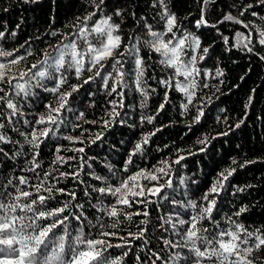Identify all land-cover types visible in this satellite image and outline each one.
<instances>
[{
  "label": "snow or ice",
  "instance_id": "1",
  "mask_svg": "<svg viewBox=\"0 0 264 264\" xmlns=\"http://www.w3.org/2000/svg\"><path fill=\"white\" fill-rule=\"evenodd\" d=\"M36 2L38 0H24V3ZM210 2L212 0H201V14L195 24L197 29L202 26L216 28V24H209L206 19ZM88 3L93 11L77 16L70 25L73 31L58 33L54 30L49 33L52 36L60 35L61 40L56 45H49L51 52L43 50L38 63L27 68L21 66L27 56L34 54L30 48L18 56L16 53L20 51L19 48L9 51L0 47V264H122L128 251L113 256L108 250H131L132 240L141 241L147 248V260L151 264H156V261L162 264H264V255H261L264 253V227L250 230L244 223L233 219V216H241L247 210L245 207L232 216H225L223 225L213 215L217 205L215 197L236 168L230 166L218 173L212 185L198 199L188 198L185 192V198L179 200L169 199L164 189L173 188L172 165L186 159L181 152L188 151L194 155L190 149L177 148L175 160H161V166L130 172L128 165L134 163L132 157L144 152V145L160 128L143 134L141 140L134 144L122 169L128 175L118 176L112 165H105L112 173L111 181L108 177L91 173L92 178L100 182L98 187L90 186L91 192L98 194L96 202L90 204L97 213L92 218L85 215L84 205L73 203L77 200L75 191L56 187L61 178L71 176L76 180L80 175L79 171H59L60 166L77 159L75 156L61 155L62 151L84 153V147L65 149L58 145L54 159L49 164L51 170H41V146L50 136L55 138L61 125H65L61 113L72 94L83 86L69 84L70 76L74 75L80 80L86 72L93 73L84 79V84L100 77L108 95L116 93L120 98L119 104L116 100L109 102L112 110L106 115L110 119L101 118L100 122L106 128L119 115L116 108L123 107L122 89L127 86L126 75L131 77L135 90L145 99L148 97L149 89L145 87L146 60L141 55L144 48L149 50L148 59L152 58L151 53H155L159 57L158 63L172 70L169 76L158 82L171 89L175 81V88L186 96L182 115L188 112L189 105L196 107L192 123H199L204 115L202 107L195 106L193 101L198 86L196 77L202 75L197 63L207 57L209 48L201 49L198 36L180 31L178 18L170 11L167 0L151 2V7L156 9L155 15L163 22L162 31L155 30L147 18L141 16L136 20L140 31L133 29L127 39L121 34L126 9L116 7L112 15L94 20L98 12H103L105 0H88ZM257 3L264 6V0H257ZM254 7L253 3L243 5L239 16L227 13L217 23L230 22L246 30L236 31L235 42L226 50L235 48L264 60V55L257 51V46L264 49V26H255L253 21L245 22L240 18ZM250 14L264 20V16H259L255 11ZM132 15L135 18V12ZM115 18H119V22ZM3 37L4 33L0 32V38ZM223 40L226 46L230 44L229 37L223 36ZM128 60L133 63L130 73L124 71ZM223 75L224 72L217 68L216 76ZM176 77H183L187 83L176 81ZM109 81L112 83L109 84ZM65 85L68 87L62 91ZM203 87H208V84L204 83ZM37 89L50 93L54 98L43 105V112L31 110V101L38 97ZM252 101L253 97L249 95L245 109L251 106ZM141 107H144L143 102ZM163 108L162 103L156 114ZM29 116L33 118L29 119ZM83 118L84 113L81 112L77 119ZM155 119L154 115L141 116L140 122L141 125L145 122L152 124ZM241 123L243 120L235 127H240ZM75 127L79 125H73ZM188 127L191 130L192 124ZM101 135L97 133L91 143L101 139ZM61 138L73 144L85 143L79 137L66 135ZM208 142L207 136L196 141L201 145H207ZM200 151H205V148L202 147ZM250 163L255 161H245L240 167ZM232 164H237V161L233 159ZM164 177L168 178L161 184L160 180ZM143 181H148L151 186ZM153 181L154 184L151 183ZM180 182L183 184L184 181ZM85 195L91 197L88 191H85ZM58 196H67L69 199L61 201L57 199ZM165 200H169L172 205L168 211L161 210ZM153 204L158 213L155 222L148 208V205ZM72 221H75V227L70 228ZM153 229L160 232L157 243L163 244L161 251L180 249L183 254L178 251L165 260L159 252L152 251L149 236ZM112 239L122 243L113 244ZM137 260L140 264H147L139 256Z\"/></svg>",
  "mask_w": 264,
  "mask_h": 264
},
{
  "label": "trees",
  "instance_id": "2",
  "mask_svg": "<svg viewBox=\"0 0 264 264\" xmlns=\"http://www.w3.org/2000/svg\"><path fill=\"white\" fill-rule=\"evenodd\" d=\"M151 2L152 0H105L106 6L103 7V12H98L93 19L112 15L116 7H121L126 9L122 26L125 39L133 29L140 31L136 26V20L141 16L146 17L147 22L152 24L155 30L162 31L163 22L155 15L156 9L151 7ZM167 3L170 11L178 18L180 31H187L198 36L201 40V49L209 48L207 57L197 63L202 75L196 77L198 86L193 104L202 107L204 113L199 123H192L196 115V107L193 105H189L188 112L182 115V105L187 102V98L175 88V81L171 89L158 82L169 76L171 69L161 66L158 63L159 57L155 53H151L152 58L148 59L149 50L144 48L141 55L146 60L145 87L149 89L148 97L147 99L142 97L135 90L131 77L126 75L127 86L122 89L123 107L116 108L119 115L106 128L100 122L101 118L110 119L106 115L112 110L109 102L116 100L119 104L120 98L116 93L108 95V90L102 86L100 77H95L84 84V79L93 73L86 72L80 80H77L74 75L70 76L69 84L83 86L72 94L68 105L61 113L66 126L61 125L56 137L50 136L41 146V170H51L49 164L54 159V151L58 145L65 149L84 147V153L62 151L61 155L75 156L77 159L60 166L59 171L69 173L79 171L80 175L76 180L71 176L61 178L56 187L75 191L77 200L73 203L78 202L84 205L85 215L92 218L97 213L90 204L96 202L95 197L98 194L91 192L90 186L98 187L100 182L94 180L91 173L108 177L111 181L112 173L105 165H112L113 171L118 176L128 175L122 169L134 144L141 140L143 134L160 128L161 130L150 138L148 144L144 145V152L132 157L134 163L128 165L130 172L161 166L159 164L161 160H169V162L175 160L177 148L190 149L192 153H195L194 155H190L188 151L181 152L180 154L186 156V159L180 164L172 165L173 188L164 189V192L169 194V199L179 200L185 198V192L188 198L198 199L212 185L218 173L230 166L234 167L236 171L215 197L217 205L213 215L223 225L225 216H232L241 207H245L247 210L239 217L233 216V219L244 223L250 230L264 227V60L259 59L257 55L244 53L235 48L231 51L226 50L235 42V32L246 30L230 22L217 23L227 13L239 16L243 5L253 3L255 7L240 18L245 22L253 21L255 26H264V20L250 14L251 11H255L259 16H264V6L259 5L257 0H212L207 5L206 19L209 24H216V28L202 26L197 29L195 24L200 18L201 0H167ZM234 4L236 7H233ZM91 11L93 8L88 0H38L36 3H24V0H0V32L4 33V37L0 38V47L9 51L19 48L20 51L16 53L18 56L25 54L30 48L34 54L27 56L26 60L21 62L22 67H30L31 64L38 63L43 50L47 49L51 52L49 45L60 42V35L52 36L49 33L54 30L58 33L73 31L70 25L75 18ZM133 12H135V18L132 15ZM115 19L119 22V18ZM13 32L15 35H12ZM221 33L223 35H220ZM223 36L229 37V45H225ZM257 51L260 55H264V49L259 46ZM132 68L133 63L128 60L124 65V71L130 73ZM217 68L224 72L223 76H216ZM204 73H210V75H204ZM242 76L243 80H241ZM111 83L112 81H109V84ZM204 83H207L208 87H203ZM67 87L65 85V88L61 90ZM253 89H255L254 92ZM36 91L38 97L31 101V110L43 112L45 111L43 105L53 101L54 98L50 93L40 89ZM166 92L167 103H165ZM249 95L253 97V101L251 106L245 109ZM142 102L144 107H141ZM162 103L164 108L157 115V110ZM81 112L84 113V118L78 120L77 117ZM149 115L156 116L154 122L152 124L145 122L141 125V116ZM28 118L32 119L33 116ZM241 120L243 123L240 127H235ZM69 121L71 123H68ZM88 121H97V123H88ZM189 124H192L191 130H189ZM73 125H79V127L73 128ZM225 132L227 135H223ZM97 133L102 134L101 139L91 143ZM12 135L15 136L14 133ZM66 135L79 137L85 143H69L61 138ZM205 136L209 139L207 145L196 143L198 139ZM202 147L205 151H200ZM233 159L237 161V164H232ZM245 161H255V163L240 167ZM167 178L161 179L160 183L163 184ZM181 180L184 181L183 184ZM143 183L151 186L148 181ZM85 191L90 192L91 197L86 196ZM57 199L63 201L69 198L58 196ZM148 208L155 222L158 215L155 210L156 205H148ZM171 208L169 200L162 202V211H168ZM72 227H75V221H72L70 228ZM120 234L126 235V233ZM159 235L160 232L153 229L149 236L152 251L159 252L165 260L175 252L179 251L183 254L180 249L161 251L164 246L162 243H157ZM111 242L122 243L118 239H112ZM131 245V250L111 248L108 251L113 256H119L122 252L128 251L122 264H140L137 256L147 261V264H151V261L147 260L148 250L144 248L141 241L132 240ZM156 264H162V262L156 261Z\"/></svg>",
  "mask_w": 264,
  "mask_h": 264
},
{
  "label": "rangeland",
  "instance_id": "3",
  "mask_svg": "<svg viewBox=\"0 0 264 264\" xmlns=\"http://www.w3.org/2000/svg\"><path fill=\"white\" fill-rule=\"evenodd\" d=\"M123 36L125 35V33H121ZM65 42H67V41H65ZM172 71V70H171ZM176 81H180L181 83H187V81H184L183 80V77H176Z\"/></svg>",
  "mask_w": 264,
  "mask_h": 264
}]
</instances>
